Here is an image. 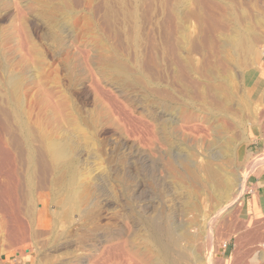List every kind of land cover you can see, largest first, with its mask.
Here are the masks:
<instances>
[{
  "label": "rangeland",
  "instance_id": "374dc122",
  "mask_svg": "<svg viewBox=\"0 0 264 264\" xmlns=\"http://www.w3.org/2000/svg\"><path fill=\"white\" fill-rule=\"evenodd\" d=\"M41 1L46 3V0ZM49 1L51 9L54 7L55 10V17L53 18L47 15V7L42 3L36 4L31 9L28 7V0H8L6 5L0 6V29H12L13 24L18 21V9L23 10L33 43H36L35 46L36 48L38 47L39 53L42 51L40 61H38L40 65L43 63L41 66L36 61V64H31V61H27L28 64L26 63L20 69H16V72H21L20 70H22L21 75L25 79L22 80L23 83L28 82L31 86L33 84L32 87L30 86L32 89L30 88L27 91L26 97L21 99L23 103L20 102V106L23 109H27V113L29 110L32 112V114L30 113L31 117L26 119L32 124L36 121L33 117L35 109L32 102L33 93L35 94L34 85L38 82L37 79L39 81L43 80V82L46 80L48 86L53 87L56 85L61 91L65 90L63 91L66 93L64 95L68 96V100L70 99L69 102L71 104L69 109L73 112L69 111V115H71V119L75 117L76 121L74 120L75 122H73L72 119L71 122L70 117L63 119L64 121L59 120L60 125L58 128L60 129L56 131L55 137L59 140L67 141L72 146V162L76 173V184L85 186L88 195L86 194L85 199L78 200L77 206L69 212V217L71 215L70 219L75 221V219L84 217V212L90 210L88 213L97 215L96 221L98 220V224L103 227V239L107 233L114 236L119 233L124 239L133 240L136 244L138 242L142 246L149 239L148 232L141 224L142 218L147 217L148 214V212H145L144 206L148 205L149 202L159 206L163 200L167 199L166 197L163 198L160 194L164 184L169 185L171 183V178H169V174L163 165L166 157H169V154L171 156L186 155L192 151V153H198V159L200 160L201 158L202 160V155L200 156L199 154L202 150L196 138L182 131L180 128L181 121L178 120L175 110L167 108L165 105L166 93L169 90L171 91V97L177 103H186L183 98H185L187 91L186 88H183L178 83L171 82L169 78L171 72L166 70L169 62H171L168 57L173 54L171 50L170 53H166V49L163 50L165 46V30L168 28L169 23H171L172 28L175 27L176 22L179 20L177 17H180L181 20L185 21L184 24L188 25L189 29H192L191 32L195 33V36H199L200 47L198 46V50L193 55L199 64L203 65H199L203 73L208 68H211L207 65L212 66L214 64L218 65V69L223 73V69H228L231 74L233 73L232 82L234 85L232 90L235 89L233 94L237 97H234L232 102V105H234L232 107L235 109L238 103L243 102V112L239 113L244 115L240 114L244 119L240 131L238 130L237 135H235V142L232 148L233 153L229 158V162H231V167L236 170L235 174L238 173L239 177H245L242 193L243 205L239 206L237 199L232 202L237 211L230 213L229 225H219L217 223V221H220L218 218L215 225L216 216L213 218L214 220L212 219L213 230L217 232L219 238L215 239V237H212L214 240L209 241V244H212V249L217 248V246L224 249V256L230 260L235 248V241L240 235L247 234L245 240L247 243H250L255 240V237L259 236V232L264 230V202L262 205L259 202V197H264V117L261 115L255 117L251 113L252 111H250L252 106L253 112L256 109L258 111L262 108L264 109V52H262L264 51V39L261 40L262 38L259 39L260 37H258L260 41L256 40L254 42L253 40L255 51L250 52V55L246 53L245 58L247 59H245L244 65L235 66L232 62H228L227 64L218 60L219 57H217L221 55L223 52L221 50L224 49L222 45L225 39L222 38L225 36L224 38L227 39L232 32V25H229L231 23L229 21V13H231L232 9V11H236L235 9L238 11L245 8L248 9L249 0H116L117 2L115 0H91L88 4H86V0H63L64 3H61L62 0ZM66 2L68 3L66 4ZM104 2H109L110 4L105 5ZM178 9L182 10L181 14L184 17L180 14L177 15L176 11ZM168 11L172 13L171 17L174 16L173 18H175L174 21L171 19L173 22L170 20L171 17H169ZM194 12H197V17L194 15ZM191 22L193 25H191ZM193 27L195 28L193 29ZM173 30L172 39L175 40L179 34L176 28H173ZM93 35L97 36L98 40L103 44L102 51L105 55L111 53L110 55L124 56V58L128 59V62L131 60L130 62L132 63L130 64L129 62V66H135L131 70L132 75L139 76V73L134 71L137 67L138 72L147 79H141V82L132 83L109 71L104 73L99 68L98 60L100 53L92 43H89ZM57 37L60 39L56 40L55 38ZM216 37H218V42L223 40L221 43L219 42V47L221 46L222 48L217 49V47V51L214 45L212 49L210 47L212 45L210 44L212 42L211 39L216 40ZM153 43H155V49L152 48ZM153 51H155L159 59L163 58V56L165 58L159 60L157 65L153 63L154 61L146 62L144 60L143 64L141 62L136 64V55L152 54ZM214 51L216 53L219 52L215 54ZM20 54V51H15L12 54L15 61L17 60L16 57L20 56ZM43 57L44 59L42 60L41 58ZM85 58L88 60V64ZM206 67L208 68L206 69ZM258 69H262L263 72L256 74ZM30 82L33 83L31 84ZM250 95H253L252 98H250ZM173 100L171 102L175 103ZM197 103V106H202L200 101H197ZM107 104L109 105L107 106ZM72 105L73 107H71ZM126 110L130 111V117L132 116V118L137 117L142 122L144 121V123L146 121L153 123L158 137V142L154 143L155 145H150L151 142L146 143L144 141V137L140 135L141 133H138L137 124L131 121L133 122L132 124L128 120L129 111L127 112ZM214 115L215 118H219V113H215ZM167 117L174 119V122L168 126V136L166 139H163L164 137L160 128L162 125L161 119H166ZM0 119V138L8 137L14 141L9 150H6L0 142V214L5 217L7 222L6 229L0 233L2 236H0V264H31L32 262L33 264H53L57 262L70 264L74 255L80 254L82 251L75 237L70 234L71 227H76L74 222L69 226L66 223L62 226V228L64 225L70 227V232L66 234L67 237L65 235L57 239V241H53L51 240V233L47 229L37 227L36 225L28 229L26 225H23V221L18 218L14 209L15 198L18 197L22 206H24L27 204V197L31 196V198L35 199L37 195H40L44 199L50 200V209L55 210V201L62 200L64 197L62 192L66 190L63 187H66L67 183H65V186L60 183L49 184L47 173L40 176L38 172H35L32 178L33 181L31 180L34 188L26 186V183L29 182L26 181L27 178L25 176L27 166L23 165L24 169L21 164H10L14 148H16L18 155L21 154L23 156L22 147L19 148L21 144L15 138L13 131L9 132L6 130V125L8 121L10 122V118L7 122L3 118ZM233 120L234 122L236 121L235 119ZM164 132H166L165 129H163V134ZM210 134L209 137L211 136L210 138H212V133ZM118 141L120 150L118 149V143H115ZM139 152L143 155L142 158L144 160H139V162L138 160L133 161L136 159L134 156ZM131 153L134 159L130 157ZM229 154L226 156H229ZM40 178L43 179L41 183ZM134 178H137V180ZM16 183L18 186L14 193V186H16L14 184ZM258 186L260 187V191L257 190ZM61 187L62 190H59ZM173 188L176 189V187ZM177 190L180 193L184 192L181 189ZM137 196H139L140 200ZM205 196L202 195L201 198L206 199ZM235 196L236 194L234 198ZM203 199L202 204L199 203L201 206L197 208L198 211H195L196 209L192 210L189 207L191 205L190 201H187L185 206L188 207V210L184 214L179 212L176 215L177 218H175L176 223L183 222L185 225L187 221L195 219L196 226L189 227L188 230L195 228V230L199 229V231H202V234L196 239L197 243L196 241H194L195 243L193 242L191 250L197 248V244L207 243L209 240L207 227L205 228L202 222L204 216L207 218L208 215H211V210L208 206L209 200ZM262 200L264 201V198ZM63 202L61 206L68 204V200H64ZM203 205L205 206L204 208ZM237 205L239 208H237ZM36 206H39L37 202ZM62 228L60 227V229ZM233 231H235L234 234ZM24 234H29L33 239V243L31 241L33 246L30 248L24 245L28 241L26 239L27 235L24 236ZM205 236L206 238H204ZM138 237L140 239H137ZM140 240H142V243ZM224 240H226L225 244ZM260 242L255 245L254 243H250V246L246 245L251 258L255 251H264V240L261 239ZM104 243L106 244V241H102L100 245H104ZM185 245L189 247L187 244ZM240 245L243 248L245 244L241 242ZM83 247L90 248L89 245H83ZM190 249L188 248L190 252L188 258L191 264L194 255ZM212 249L211 251H213ZM200 251L201 256L205 257L206 251L203 249ZM81 255L86 258L81 264H89L91 253L89 251H82ZM203 257L201 258L203 260H201L202 264L204 262ZM246 263L253 264L251 261H245V263L240 264ZM71 264L76 263L72 262Z\"/></svg>",
  "mask_w": 264,
  "mask_h": 264
},
{
  "label": "bare ground",
  "instance_id": "6f19581e",
  "mask_svg": "<svg viewBox=\"0 0 264 264\" xmlns=\"http://www.w3.org/2000/svg\"><path fill=\"white\" fill-rule=\"evenodd\" d=\"M45 2L46 3L42 2L41 0L40 1L28 0V4H29L28 7L32 9L36 4L42 3L47 7L46 9L47 15H49L50 18L55 17L54 7L52 6L53 8L51 9V3L49 0H46ZM62 2L63 0L61 1V3ZM86 2H87L86 4H88L91 2V0H86ZM109 2H104V4L109 5L110 4ZM7 3L8 0L5 1L0 0V6L6 5ZM67 3L68 2H66V4ZM248 4H249L248 9L245 8L244 10L241 11L240 10L238 11L237 9H235L236 11H232L233 10L232 9L231 13L228 12L230 15L229 21L231 22L229 23V25L230 24L232 25L231 28L232 30L230 28L229 29L232 32L230 31L231 34L227 37V39L224 38L225 36L222 38L225 39L224 40L225 42L222 45L224 46V49L221 50V52L222 51L223 52L219 56L216 55L217 57H219L218 60L226 62L227 64L228 62H232L233 64H235V66L244 65L245 59H247L245 58L246 53L250 55L251 54L250 52L254 50V46H253L254 42L261 38H262L261 40L264 39V0H249ZM181 11L178 9L176 11L177 15L179 14L182 15ZM18 12H19L18 21H16L15 24H13L14 26L12 27V29L10 27H9L10 29H3V28L0 29V118L5 119V122H7L8 119L10 118V122L8 121L6 125V130H8L9 132L13 131L15 133V138L21 144V146L19 145L20 146L19 148L22 147L23 150V156H22L21 154L18 155L16 148H14L15 150L12 151L13 155L11 154L12 160L10 161V164L11 163L15 165L21 164L22 166L23 165L27 166V173L25 176L27 178L26 181L29 182L27 183L25 182V183L26 186H28L29 188L32 189L34 188L33 187L34 184L31 182V180L35 172H38V175L40 176H43V174L46 175L45 173H47L48 174L47 181L49 184L53 185L56 183H60L65 186V183H67L66 187H63L66 188V190L64 189L65 191L62 192L64 194V197L62 198V200L60 199V201L58 202L55 201L56 206L54 203L55 210L50 209L49 204L51 203V201L48 199H44L40 195L39 196L37 195L35 199L31 198V196L27 197L26 198L27 204L24 206H22V204L18 200V197L15 198L14 209L16 211L18 218L23 221L24 223L23 225H26L28 229L33 225H36L37 227L43 229H47L48 232L51 233V238H52L51 240L57 241V239H59L62 236H65L68 232H70L69 229L70 227L68 226L73 224L74 222L76 224V227L74 228L71 227L72 230L70 234L71 236L75 237V240L78 242L79 248H81L82 251L84 252L89 251V253H91V256L89 257V261H90L89 264H190L188 258L190 252L188 251V248L189 249L192 248V244H194L195 243L194 241H196L197 237L200 234H202V231L201 230L199 231V229H197L198 230L197 231L195 230V228L188 230L189 227L192 228L196 226L195 219L187 221L185 225L183 222L176 223L175 218H177L176 215H178L179 212L184 214L188 210V207L185 206V203L187 201L188 202L190 201L191 205L189 207L192 210L196 209L195 211H198L197 208L201 206L199 203L202 204L203 202L202 201L203 198H201V196L206 195L205 196L206 199L203 200H209L208 206L209 209L211 210L210 212L211 215H208L207 218H205V216L204 217L202 216L204 218L202 223L205 225V228L207 227L206 230L209 233L208 234L209 240L208 239H207L208 241L206 240L207 243L203 242L197 244L196 246L197 248L195 249L192 250L190 249L194 255L193 259L191 260L192 261L191 264H202L201 258L203 256H201V251H200L202 249L206 251V256L203 257L204 259L203 264H240V263H245V261L246 262L251 261L253 264H264V251H255L254 255L251 258V256H249L248 253L249 249L247 247L248 245L250 246V243L252 244L254 243V245L261 243L262 241L260 242V240L261 239L264 240V230L259 232V236L255 237V240L250 243H247L245 240L247 238V234L240 235L235 241V248L233 250V254L230 260L226 259V257L224 256V249H222L220 246H217V248L215 247L217 250L215 248L214 250L212 249V244L211 243L209 244V241L211 242V240H214V238L212 237H215V239L219 238L217 232L213 230V225L211 224L212 219L216 216L215 225L217 218L220 220L217 221L219 225H229V215H231L230 213L237 211L235 210L234 203L232 202L235 199H237L238 205L239 206L243 205L242 193L244 190L245 177H239L238 173L235 174L236 170L231 167L232 165L231 162H229V158L233 153L232 148L235 142V135H237L238 130L240 131L243 125L244 118L240 115L242 113L239 112H243L244 105L243 102H241L242 104L237 102L238 103L237 107H235V109L232 107L234 105V104L232 105L234 97L237 96L233 94V91L235 89L232 90L233 89L232 87L234 85L232 82L233 73L231 74L229 72L230 70L223 69L224 70L223 73L218 69V65L210 64L212 66H209L206 64L208 67L211 68L206 67V69L207 68L208 69L207 70L205 69L206 70L205 73L201 71L200 67L203 65L199 64V62L193 55V53H196V51L200 47L199 39H198L199 36L197 37L194 35L195 33L191 32L192 29L190 28L191 29L190 30L189 26L188 25L186 26L184 24L185 21L181 20L180 17H177L179 20L177 19L178 22H176V25L173 28H176V31L178 32L179 35L175 40L172 39V33L174 34L173 32L174 30L171 26V23H169L170 26L168 25V28L165 30L166 31L165 46L163 50L166 49V53H170L171 50L173 53L172 54L173 57L172 55L168 57L170 58L171 62H169V66L168 68H166V70L171 72V75L169 76L171 82H176L179 85H181L183 88H186L187 90L186 96L185 98H183L186 101V103L175 102L171 97V91L168 89L169 91L166 93L165 105L167 106V108H172L175 110L176 115L178 116V120L181 121L180 128L182 129V131L196 138V141L200 145V148L202 150L199 153L200 156L202 155V160L201 158L200 160L198 159L199 158L198 153H192V151L189 153L186 152L187 153L186 155L171 156L169 154V157H166L163 165L165 166L169 174V178H171L170 180L171 183L169 185L164 184V186L162 187L163 190L160 191V194L161 196H163V198L166 197L167 199L163 200L161 202L162 204L159 206L155 205V203L152 202H149L148 205L146 206L143 205L145 208V212H148V214L147 217L142 218L141 224L143 228L148 232L147 235L149 236V239L146 240L141 246L138 244V242L136 244L133 240L124 239L123 237H121L119 233L116 234V236L108 233L107 235L104 234L106 235V237L104 236V239L106 238V240H104L102 237L103 227L102 225L98 224V220L96 221L97 215H92V213H88L90 211L89 209H88L89 211L84 212L85 214L83 215L84 217H80L77 220L75 219V221L70 219L71 215L69 217V212L72 211L75 206H77L78 200L80 199L81 201L82 199H85V196L87 194L85 186L76 184V180H75L76 173H75L74 164L72 162L73 159L72 146L67 141L59 140L58 138L55 137L56 131L57 130L59 131L60 129L58 128L60 125L59 120L62 121L63 119L69 118L71 116L69 115L71 112L69 109L71 102H69L70 99L68 100V96L66 97V95H64L66 94L63 92L65 90L61 91L59 88H57L56 85H55L56 87L48 86L46 80L45 82H43V80L39 81L37 79L38 82L37 83L35 82L36 84L34 85L35 94L33 93L34 95L33 102L31 101L32 103H34L35 112L33 113L34 115L33 117L36 119V121L35 122L31 121L34 122V124H32L26 119L31 117L32 112L31 110H29L27 113V109L25 108L23 109V107L20 106L21 105L20 102L23 97H26V93L33 86L32 84L33 82L32 83L30 82L32 86L28 82H27L28 84L26 82H25L26 84L23 83L22 80L25 79H23V76L21 75L22 70H20L21 72H16V71L20 69L21 66H23L24 64L26 63L28 64L27 61L29 62L31 61L32 62L31 64H36V62L40 61V54L42 53V51L40 50L41 53H39L38 47L36 48L35 46L36 43L35 44L33 43L32 36L29 34L28 26L26 24L24 11L18 9ZM169 13L168 15H170L169 17H171L172 13L171 12ZM194 15L197 17L198 16L197 12H194ZM182 16L184 17V15ZM173 17H171L170 20L172 19L174 21L175 18ZM191 25H193V23ZM195 27H193V29ZM218 37H216L217 42L216 40L211 39L212 41V42L210 41L211 42L210 44H212L210 46L211 49L213 45L215 47V50L217 47H218L217 49L221 47V46L219 47L220 41L218 42ZM258 37L260 38L258 39ZM55 39L57 40L60 38L57 37ZM98 39L99 38H97V36L93 35V37H91V42L89 43L90 44L92 43L94 47H96L95 49H97L98 52L100 53L99 55L100 57L98 60L99 68L102 69L104 73L106 71H109L112 74L120 76L127 82H132V83L141 82V79L143 80L147 79L140 72H138L139 70L137 67L134 69V71L136 73H139V76L132 75L131 70L135 66L133 65L129 66L132 63L130 62L131 60L129 61L130 64H128L129 63L128 59L124 58V56L122 57L117 56L116 54L114 55L113 53H112L113 55H110L111 53L105 55L102 51L103 44ZM152 48L155 49V43L152 44ZM15 51L21 52L20 56L18 55L19 57L18 56L16 57L17 58L16 61L12 57V54ZM217 53L215 52V54ZM164 58L165 57L163 56V58L159 59L155 51H153L152 54L145 53V55H141V54L136 55L135 62L136 64L140 62L143 64L144 61L146 62L154 61L153 63L157 65L159 60H163ZM41 59L43 60L44 57ZM85 61L86 63L88 62L86 58ZM37 64L41 66L43 63L40 65V63L38 62ZM199 65L201 66L199 67ZM39 66L38 68H40ZM139 67L141 68V66ZM262 72H263L262 69H258L256 71V74ZM194 90H195V94H194ZM250 90L249 92H251ZM252 96L253 95H250V98H252ZM172 100L175 103L171 102ZM197 101H200L202 106L198 105L199 106L198 107ZM108 105L109 104H107V106ZM71 107H73V105ZM253 110L254 109L252 106L250 108V111H252L251 113L254 114L255 117L259 115L264 117L263 108L260 109V111L256 109L257 111L255 110V112H253ZM32 111H33V107H32ZM215 113L216 114L219 113V118L214 117ZM230 114H232L231 116H234L232 118L236 120L235 122L231 118ZM128 116L129 118L128 117L127 118L128 120H130V122L133 121L135 124H137L138 133L139 134L141 133L140 135L144 137L145 139L144 141H146V143L151 142L150 145H152L158 142L157 141L158 137L156 135L157 133L154 130V125L152 122L148 123L149 121L148 122L146 121L147 123L146 124L144 123V121L142 122L140 118L137 117L132 118V116L130 117V111L128 112ZM74 118H72L73 122L76 121ZM161 120H162L161 121L162 125L160 128L162 130V136L164 137L163 139H166L168 136L167 130H169L168 126H170V123L174 122V119H172L171 117H167L166 119H161ZM67 121L69 120L67 119ZM133 122L131 123L133 124ZM62 123L64 124V122ZM163 129H165L166 131L164 132V134H163ZM210 133H212L213 136L212 138H210L211 136L209 137ZM0 142L6 150H9V148L11 149L14 141L12 139H9L8 137L7 138L1 137ZM115 143H118V147H119V141ZM118 149L120 150V147ZM228 153H230L229 156H226ZM142 156L143 155L140 154L139 152L134 156V158L136 157V159L132 157V153L130 157L134 159L133 161L138 160L139 162V160H144ZM23 168L25 169L24 166ZM134 179L137 180V178ZM41 180L43 179L40 178V183ZM14 185H16L14 186L15 188L13 187L14 188L13 192L15 193L18 184L16 183ZM173 187H176V189ZM177 189H181V191L183 190L184 192L180 193L178 192ZM59 190H62V187ZM42 193H46V192H42ZM235 194L236 196L234 198ZM137 197L139 198V196ZM64 200H68V204H66L65 206L64 205L61 206L62 203H64L63 202ZM69 200L72 202H70ZM36 202L37 204H39V206H36ZM259 202L262 205L264 201L259 199ZM238 205L237 208H239ZM204 207L205 206L203 205V208ZM204 211L206 212V210ZM64 223H66L68 226L64 225V227L62 228ZM6 225L7 222L5 220V217L2 214H0V233L6 229ZM60 227L62 229H60ZM234 232L235 231H233V234ZM26 235L24 234V236ZM20 237L23 238V236L21 235ZM204 238H206V236ZM26 239L25 240L27 242H25L24 245H27L28 246L27 248L33 246L32 245L33 239L29 236V234L27 235ZM137 239L140 238L138 237ZM226 240H224V244L226 243ZM102 241H106V244L104 243V245L103 244L100 245ZM140 241L142 243V240ZM241 242L245 244L244 245L245 248L244 247L242 248V246L240 245ZM185 244H187L189 247H187ZM83 245H89L90 248L87 249L83 247ZM211 249L213 251H211ZM82 251L80 254L76 252L77 254H75L73 260H71L73 263L81 264L83 263V261H85L86 258L81 255ZM83 254L86 256L85 253ZM31 264H33V262ZM53 264H61V263L57 262Z\"/></svg>",
  "mask_w": 264,
  "mask_h": 264
},
{
  "label": "crops",
  "instance_id": "0c3cea01",
  "mask_svg": "<svg viewBox=\"0 0 264 264\" xmlns=\"http://www.w3.org/2000/svg\"><path fill=\"white\" fill-rule=\"evenodd\" d=\"M257 190L260 191V187H257ZM264 197L261 198V196L259 197L260 200H262Z\"/></svg>",
  "mask_w": 264,
  "mask_h": 264
}]
</instances>
